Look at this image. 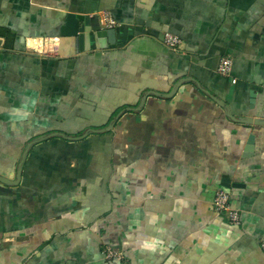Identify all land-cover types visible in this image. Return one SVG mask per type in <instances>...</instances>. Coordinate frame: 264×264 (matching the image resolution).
<instances>
[{
  "label": "crops",
  "instance_id": "crops-1",
  "mask_svg": "<svg viewBox=\"0 0 264 264\" xmlns=\"http://www.w3.org/2000/svg\"><path fill=\"white\" fill-rule=\"evenodd\" d=\"M263 242L264 0H0V264H264Z\"/></svg>",
  "mask_w": 264,
  "mask_h": 264
},
{
  "label": "built area",
  "instance_id": "built-area-1",
  "mask_svg": "<svg viewBox=\"0 0 264 264\" xmlns=\"http://www.w3.org/2000/svg\"><path fill=\"white\" fill-rule=\"evenodd\" d=\"M104 22L106 29H114L116 22L110 13L104 14ZM163 44L172 51L179 52L183 48V41L176 35L166 32L163 35ZM233 67V61L229 57H223L218 66V73L221 76L227 77L230 75ZM215 209L223 214L231 225L238 226L241 223L240 213L232 206L231 195L225 190L221 189L216 192L214 198ZM264 248V242L262 243ZM105 258L108 260L119 258L121 255L111 248H106L104 251Z\"/></svg>",
  "mask_w": 264,
  "mask_h": 264
},
{
  "label": "water",
  "instance_id": "water-1",
  "mask_svg": "<svg viewBox=\"0 0 264 264\" xmlns=\"http://www.w3.org/2000/svg\"><path fill=\"white\" fill-rule=\"evenodd\" d=\"M85 21V17L80 16V15H74V14H69L67 16L65 25L61 28V37L63 38H75L77 40V45L80 48V51L83 52L85 48V40H86V27L85 25H81ZM99 37H104L108 43L113 42L114 37H115V30L110 29V30H105V31H100L98 33ZM254 138L253 136L250 137L249 140V145H253ZM252 150V148H250ZM21 178V171L18 175V179L20 180ZM222 187L230 189L231 187H239L240 185L234 184L232 185L228 177H223Z\"/></svg>",
  "mask_w": 264,
  "mask_h": 264
}]
</instances>
